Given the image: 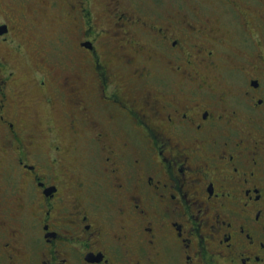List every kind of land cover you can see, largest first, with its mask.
<instances>
[{"label":"flooded vegetation","instance_id":"flooded-vegetation-1","mask_svg":"<svg viewBox=\"0 0 264 264\" xmlns=\"http://www.w3.org/2000/svg\"><path fill=\"white\" fill-rule=\"evenodd\" d=\"M220 1L152 19L66 0L78 70L34 66L60 136L21 109L23 25L6 12L0 264H264V0Z\"/></svg>","mask_w":264,"mask_h":264},{"label":"rangeland","instance_id":"rangeland-1","mask_svg":"<svg viewBox=\"0 0 264 264\" xmlns=\"http://www.w3.org/2000/svg\"><path fill=\"white\" fill-rule=\"evenodd\" d=\"M46 3L44 0H0V20H6V12L11 9L9 15L17 11L16 14L19 13L23 25L24 35L17 37V40L22 43V53L16 51L9 58L18 74L16 85L26 91L25 101L20 104L21 109L27 108L28 113L38 114V119H36L38 125L44 128L52 124L53 134L60 136L61 120L56 116V107L51 109L36 92L38 86L34 83L35 59L53 60L51 66L58 73L61 72L59 62L64 60V66L68 72L76 73L79 65L76 49L79 32L76 19L68 13L69 7L66 0H46ZM90 3L95 14L102 12L104 0H90ZM119 3L124 10L135 11L143 18L152 19L158 18L159 12L176 7L183 10L194 7L198 13L210 12L213 9L220 11L222 8L220 0H119ZM218 18L220 19V15ZM28 37L29 41L33 40L35 45L37 44L36 53L33 47L25 44ZM64 136L67 139L70 138L66 133ZM73 138L75 146L71 158L79 161L80 158L86 156L82 146L83 137L81 133H78ZM1 161L0 156V163Z\"/></svg>","mask_w":264,"mask_h":264}]
</instances>
